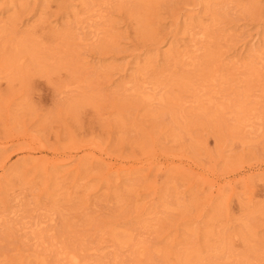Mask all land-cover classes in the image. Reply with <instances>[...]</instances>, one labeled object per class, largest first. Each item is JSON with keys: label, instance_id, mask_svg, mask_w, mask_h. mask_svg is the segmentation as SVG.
Instances as JSON below:
<instances>
[{"label": "rangeland", "instance_id": "rangeland-1", "mask_svg": "<svg viewBox=\"0 0 264 264\" xmlns=\"http://www.w3.org/2000/svg\"><path fill=\"white\" fill-rule=\"evenodd\" d=\"M71 263L264 264V0H0V264Z\"/></svg>", "mask_w": 264, "mask_h": 264}, {"label": "bare ground", "instance_id": "bare-ground-1", "mask_svg": "<svg viewBox=\"0 0 264 264\" xmlns=\"http://www.w3.org/2000/svg\"><path fill=\"white\" fill-rule=\"evenodd\" d=\"M71 260V259H70ZM72 264V263H71Z\"/></svg>", "mask_w": 264, "mask_h": 264}]
</instances>
